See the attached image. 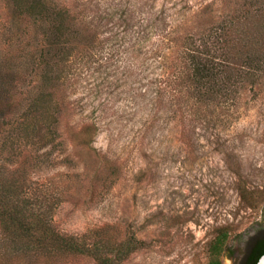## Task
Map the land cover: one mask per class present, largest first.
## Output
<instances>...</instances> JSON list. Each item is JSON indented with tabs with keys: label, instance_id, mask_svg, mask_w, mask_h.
<instances>
[{
	"label": "trees",
	"instance_id": "trees-1",
	"mask_svg": "<svg viewBox=\"0 0 264 264\" xmlns=\"http://www.w3.org/2000/svg\"><path fill=\"white\" fill-rule=\"evenodd\" d=\"M0 1L5 14L0 17V264H121L143 241L133 232L114 235L108 222L80 234L57 229L53 216L70 194L67 181L38 175L78 167L82 160L73 151L80 158L89 155L96 119L69 123L65 118L77 108L71 89L79 69L107 67L94 66L102 48L98 27L106 23H101L103 17L87 19L84 9L65 0ZM223 1L225 9L216 18L208 13L171 39L159 33L162 50L156 56L164 70L154 80L155 95L140 86L135 93L148 100L142 104L149 114L146 131L160 116H172L192 144L197 125H223L263 92L264 0ZM122 15L119 25L131 27V17ZM159 19L157 14L145 26ZM148 37L146 33L143 41ZM135 94H130L133 100ZM105 160L102 170L89 162L91 156L83 166L101 185L120 172L115 161ZM237 189L255 206L257 199L246 185L238 183ZM227 238V228L218 227L209 242V258L201 264H223L221 253L233 252ZM263 253L264 227L233 264H256Z\"/></svg>",
	"mask_w": 264,
	"mask_h": 264
},
{
	"label": "rangeland",
	"instance_id": "rangeland-1",
	"mask_svg": "<svg viewBox=\"0 0 264 264\" xmlns=\"http://www.w3.org/2000/svg\"><path fill=\"white\" fill-rule=\"evenodd\" d=\"M65 1L84 9L87 19L103 17L101 23L106 24L98 27L102 48L95 54L94 66L107 64L100 71L79 69L71 89L77 108L65 119L69 123L96 119L98 131L86 153L89 162L102 170L105 159H111L120 172L101 185L99 179L93 181L94 172L88 174L83 167L88 156L80 158L75 151L82 160L75 169L38 172L41 179L64 177L70 190L55 211L54 226L80 234L108 222L116 236L133 232L143 243L121 264H201L209 258V242L217 228L225 226L233 252L227 255L228 249L220 257L223 264H233L246 242L264 227V90L223 125H197L192 144H187L172 116H160L146 131L149 114L142 104L148 100L135 94L140 86L155 95L154 80L164 70L156 56L162 50L159 33L170 39L182 35L199 20L216 18L225 2ZM120 14L131 17V27L119 25ZM157 14V24L145 26ZM4 15L0 1V17ZM146 33L149 37L143 41ZM167 45L171 49L172 42ZM76 172H84L83 178H76ZM238 183L252 191L255 206L241 198Z\"/></svg>",
	"mask_w": 264,
	"mask_h": 264
},
{
	"label": "water",
	"instance_id": "water-1",
	"mask_svg": "<svg viewBox=\"0 0 264 264\" xmlns=\"http://www.w3.org/2000/svg\"><path fill=\"white\" fill-rule=\"evenodd\" d=\"M256 264H264V253L260 255Z\"/></svg>",
	"mask_w": 264,
	"mask_h": 264
}]
</instances>
